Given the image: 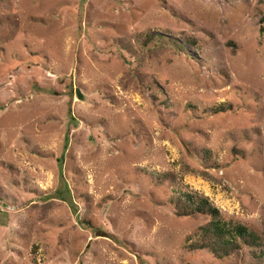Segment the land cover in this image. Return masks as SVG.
Returning a JSON list of instances; mask_svg holds the SVG:
<instances>
[{"label": "rangeland", "instance_id": "rangeland-1", "mask_svg": "<svg viewBox=\"0 0 264 264\" xmlns=\"http://www.w3.org/2000/svg\"><path fill=\"white\" fill-rule=\"evenodd\" d=\"M185 192L264 240V0H0V264H264Z\"/></svg>", "mask_w": 264, "mask_h": 264}, {"label": "trees", "instance_id": "trees-1", "mask_svg": "<svg viewBox=\"0 0 264 264\" xmlns=\"http://www.w3.org/2000/svg\"><path fill=\"white\" fill-rule=\"evenodd\" d=\"M138 36L142 37L145 45L153 41L160 42L162 45H174L176 43L175 41H170L168 38L150 32ZM185 41L189 46L196 45V41L193 38L188 37ZM177 47L184 49L180 45ZM154 91L158 92L156 88H154ZM231 109V104H220L212 108V111L214 113H225ZM234 150L235 152L237 151L236 149ZM205 152L208 155L209 151ZM165 175L167 176V174L162 176ZM202 175L210 177L207 172H202ZM162 176L155 175L156 178ZM172 201L179 216L206 215L210 217V220L200 227V239L193 242L189 248L194 250L208 249L215 257L221 259L233 256L243 247H249L251 252L257 257H261L264 254L263 238L250 230L246 225L233 220H227L207 197L198 196L194 192H185L180 193Z\"/></svg>", "mask_w": 264, "mask_h": 264}, {"label": "water", "instance_id": "water-1", "mask_svg": "<svg viewBox=\"0 0 264 264\" xmlns=\"http://www.w3.org/2000/svg\"><path fill=\"white\" fill-rule=\"evenodd\" d=\"M78 96H79V98H81V94L78 92Z\"/></svg>", "mask_w": 264, "mask_h": 264}]
</instances>
